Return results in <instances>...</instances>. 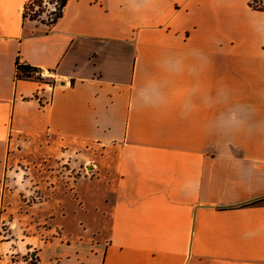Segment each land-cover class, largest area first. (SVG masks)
Masks as SVG:
<instances>
[{
  "label": "crops",
  "instance_id": "1",
  "mask_svg": "<svg viewBox=\"0 0 264 264\" xmlns=\"http://www.w3.org/2000/svg\"><path fill=\"white\" fill-rule=\"evenodd\" d=\"M26 1L0 0V185L20 146L92 155L56 210L88 236L40 264H264V0H68L50 27Z\"/></svg>",
  "mask_w": 264,
  "mask_h": 264
},
{
  "label": "rangeland",
  "instance_id": "2",
  "mask_svg": "<svg viewBox=\"0 0 264 264\" xmlns=\"http://www.w3.org/2000/svg\"><path fill=\"white\" fill-rule=\"evenodd\" d=\"M40 1L41 8L32 5L28 13L31 14V10L40 11L41 19L47 22L55 2ZM52 80L54 77L50 76L42 81L51 84ZM13 154L10 156L8 172L5 169L3 173L0 243H14L18 249L17 254L27 259L29 253L38 254L46 244L56 242L58 247H66L88 236L84 232L85 228L78 225L62 227L56 210L64 193L70 191L76 181L87 182L92 178L90 149L82 148L68 157L56 158L36 146H20ZM20 246L23 249H19ZM24 246L30 250L22 254ZM1 261L0 258V264Z\"/></svg>",
  "mask_w": 264,
  "mask_h": 264
},
{
  "label": "trees",
  "instance_id": "3",
  "mask_svg": "<svg viewBox=\"0 0 264 264\" xmlns=\"http://www.w3.org/2000/svg\"><path fill=\"white\" fill-rule=\"evenodd\" d=\"M68 0H54L55 6L52 10V12L49 15V18L47 22H45L43 19H41V13L40 11H33L31 10V14H29V9L32 5L36 6L38 9L41 8L42 1L40 0H27L24 5L23 10V19H27L29 21H35L40 22L42 24H45L46 26L50 27L53 26L61 17L63 14V10L67 4ZM33 7V6H32ZM34 68H29L27 66H20L16 65V78L17 79H33L37 82L42 83L43 81L39 78H32L30 76V72L35 71Z\"/></svg>",
  "mask_w": 264,
  "mask_h": 264
},
{
  "label": "built area",
  "instance_id": "4",
  "mask_svg": "<svg viewBox=\"0 0 264 264\" xmlns=\"http://www.w3.org/2000/svg\"><path fill=\"white\" fill-rule=\"evenodd\" d=\"M30 76L32 78H39L41 80H43V78L50 76L55 77L52 71H39L37 69L35 71L30 72ZM3 194H4V188L3 186L0 185V208L3 200ZM26 262L27 264H40V260L37 253L36 252L29 253Z\"/></svg>",
  "mask_w": 264,
  "mask_h": 264
}]
</instances>
